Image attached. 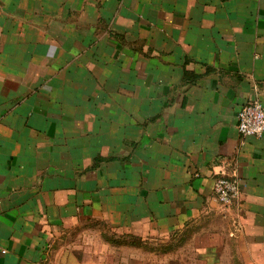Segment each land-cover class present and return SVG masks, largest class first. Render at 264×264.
Here are the masks:
<instances>
[{"label": "crops", "instance_id": "1", "mask_svg": "<svg viewBox=\"0 0 264 264\" xmlns=\"http://www.w3.org/2000/svg\"><path fill=\"white\" fill-rule=\"evenodd\" d=\"M255 98L264 0H0V264H101L100 225L226 227L264 264V135L237 126Z\"/></svg>", "mask_w": 264, "mask_h": 264}, {"label": "rangeland", "instance_id": "2", "mask_svg": "<svg viewBox=\"0 0 264 264\" xmlns=\"http://www.w3.org/2000/svg\"><path fill=\"white\" fill-rule=\"evenodd\" d=\"M102 226L99 229L117 248H112L101 264H238L232 241L225 235L226 227L200 225L185 227L169 237L142 238L120 235Z\"/></svg>", "mask_w": 264, "mask_h": 264}, {"label": "built area", "instance_id": "3", "mask_svg": "<svg viewBox=\"0 0 264 264\" xmlns=\"http://www.w3.org/2000/svg\"><path fill=\"white\" fill-rule=\"evenodd\" d=\"M237 126L244 135H264V103L259 98L239 106ZM214 189L219 201L225 206L235 203L241 194L237 178L225 173L216 177Z\"/></svg>", "mask_w": 264, "mask_h": 264}]
</instances>
